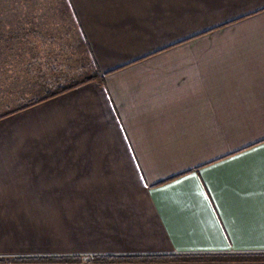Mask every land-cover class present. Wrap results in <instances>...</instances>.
Returning a JSON list of instances; mask_svg holds the SVG:
<instances>
[{"label":"crops","instance_id":"obj_1","mask_svg":"<svg viewBox=\"0 0 264 264\" xmlns=\"http://www.w3.org/2000/svg\"><path fill=\"white\" fill-rule=\"evenodd\" d=\"M57 2L0 27V113L100 77L0 118V252L264 253V0Z\"/></svg>","mask_w":264,"mask_h":264},{"label":"trees","instance_id":"obj_2","mask_svg":"<svg viewBox=\"0 0 264 264\" xmlns=\"http://www.w3.org/2000/svg\"><path fill=\"white\" fill-rule=\"evenodd\" d=\"M90 75L78 82L67 83L55 87L41 97L20 103L0 113V118L16 111L30 107L38 102L61 94L87 81L100 77L99 73L90 69ZM264 264V253L258 254H172V253H132L109 254L92 258L77 255H15L0 256V264Z\"/></svg>","mask_w":264,"mask_h":264},{"label":"rangeland","instance_id":"obj_3","mask_svg":"<svg viewBox=\"0 0 264 264\" xmlns=\"http://www.w3.org/2000/svg\"><path fill=\"white\" fill-rule=\"evenodd\" d=\"M22 1L24 0H0V7L8 5L14 16L0 14V27H43L60 32L67 28L62 7L57 0H29L26 9V2L22 4ZM0 256L13 257L15 253L0 252Z\"/></svg>","mask_w":264,"mask_h":264}]
</instances>
